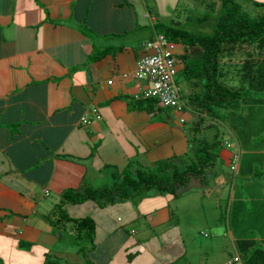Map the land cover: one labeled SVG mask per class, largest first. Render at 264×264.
<instances>
[{
    "label": "crops",
    "instance_id": "crops-1",
    "mask_svg": "<svg viewBox=\"0 0 264 264\" xmlns=\"http://www.w3.org/2000/svg\"><path fill=\"white\" fill-rule=\"evenodd\" d=\"M152 5L154 0H0V264H31L22 242L65 244L66 234L73 233L70 224L61 227L50 221L65 191L111 185L121 180L123 167L131 170L136 164L179 159L176 150L186 159L190 156L198 117L181 109L167 115L148 111L138 101L137 95L147 87L134 78L137 60L146 53L144 43L157 34L158 21L173 20L164 9L152 12ZM104 49L110 51L91 58ZM189 89L187 85L185 92ZM93 108L101 119L86 125L82 118L93 116ZM178 115L180 122L186 121L184 117L191 122L183 141L177 137L182 131ZM206 120L210 118L200 124L203 132L212 125L204 126ZM224 126L236 139L228 124ZM230 157L220 154L204 177L189 181L195 188L187 193L201 191L213 199L216 213L226 223L225 234L234 242L235 252L229 258L218 257L214 264H226L240 253L229 227L238 179L234 168L240 162L235 165ZM225 162L235 176L226 173L219 180L220 192L211 195V178L223 171ZM205 183L210 184L208 190ZM156 192L104 208L84 203L96 211L101 208L97 217L112 223L104 221L96 227V247L91 253L96 264H197L188 260L179 224H168L175 213L167 209L175 195ZM45 197L52 201H44ZM145 197H156L148 202L154 204H137ZM159 215L164 229L156 235L149 236L151 229L127 228L139 217L147 225L149 218ZM118 229L125 238L119 243L108 241L106 236ZM176 237L180 244H172ZM115 243L121 247L117 249ZM100 244L107 245L100 249ZM201 246L213 248L214 244H196L195 250ZM51 250L53 256L60 249ZM127 250L133 253L131 258ZM45 255L41 252L32 264H43Z\"/></svg>",
    "mask_w": 264,
    "mask_h": 264
},
{
    "label": "trees",
    "instance_id": "trees-1",
    "mask_svg": "<svg viewBox=\"0 0 264 264\" xmlns=\"http://www.w3.org/2000/svg\"><path fill=\"white\" fill-rule=\"evenodd\" d=\"M194 2L209 8L198 17L200 22L208 21L216 13L212 33L193 31L180 22L161 21L155 25L156 31L163 33L171 45L178 69L176 82L181 86L183 80L190 87L182 95L181 112L189 114L192 111V115L198 117L193 126L196 135L187 157L189 161L180 167L173 158L160 159L148 166L139 165L136 178L126 168L121 172V180L111 185L97 188L88 185L83 192L65 191L50 221L61 227L71 223L76 237L89 241L91 246L82 251L86 264H96L88 255V251L96 247V223L90 217L69 215L66 205L93 201L107 207L151 190L178 196L177 191L188 185L191 177H204L209 165L220 156L221 141L215 138L209 142L197 136L205 118L213 120L210 127L217 126L218 122L228 124L245 151L239 163L240 173L236 175L229 227L242 255V263L264 264V14L252 17L239 0ZM255 3L264 5V2ZM193 47L200 52L191 53ZM109 51L94 52L91 58L102 57ZM225 77L228 78L226 82L223 81ZM138 101L148 111L165 115L172 111L153 96ZM231 160L234 163L233 158ZM22 243L23 247L30 245ZM125 253L129 258L133 254L128 250ZM52 257L46 254L43 264H59Z\"/></svg>",
    "mask_w": 264,
    "mask_h": 264
},
{
    "label": "rangeland",
    "instance_id": "rangeland-1",
    "mask_svg": "<svg viewBox=\"0 0 264 264\" xmlns=\"http://www.w3.org/2000/svg\"><path fill=\"white\" fill-rule=\"evenodd\" d=\"M195 0H154V5L153 7L150 8L152 12L157 10L158 12H162L161 9H164V14L166 11H169L170 16L173 18V20L169 21L167 23L170 24H177V23H182L183 26H190V29L193 31H203L204 33H212V30L214 28V25L217 21V15L216 13H213L214 16L210 17L208 21L206 22H200L198 20L199 16H202L206 12H208L209 8L203 5H200L198 3L194 2ZM210 0H206L205 3H207ZM256 1L258 2H264V0H239V2L242 3L244 9L252 16V17H259L264 14V5H257L255 3ZM153 2V0H152ZM158 4H157V3ZM160 3H163V5H159ZM262 8V9H261ZM200 49L199 48H191V53H199ZM226 78V77H225ZM223 79V81H228V78ZM230 78V77H229ZM181 86L183 87V92H185V89H187V84L182 80L180 81ZM184 117V116H183ZM178 118V119H177ZM177 121L178 124L177 126L182 129V131H179L177 133V137H180L181 140L183 141L182 134H187L189 131V124L191 123L188 118L186 119L185 123H181L179 120L181 116H177ZM213 123L211 120H206L204 122V126ZM204 132L207 133V135L204 134ZM203 132L201 129L198 134H200L199 137L206 138L207 141L212 142L217 138V140L221 141L222 143V148L219 150L220 154H229L232 158L234 150L227 148L226 144L230 147H235V165H238V163H241L242 155L244 154V150L242 146L239 145L236 139L226 130L224 124L222 123H217V126H212L208 129H206ZM203 133V134H201ZM176 137V138H177ZM194 135H191V138L194 139ZM172 148L176 150L177 147H175V144L172 142ZM179 145V142H178ZM118 146V145H116ZM169 148V147H168ZM167 150V149H166ZM177 151V156L179 157V162L178 164L180 167L186 166L185 161L181 164L180 161L186 159V156L184 153ZM181 154V155H179ZM223 163V162H222ZM148 166V165H146ZM135 168L139 167V164H136L134 166ZM126 167H123L122 169H126ZM223 171H221L218 175L215 177L211 178V183L214 188L210 190L211 195H215L219 193L220 189H218L221 186V181L219 182L220 179H223L229 174L231 176H235L234 170L236 171V174L239 175V168H234V170L230 166L223 165ZM237 169V170H236ZM133 175L136 178V169H131ZM227 173V174H226ZM242 176V175H241ZM121 177V176H120ZM237 177V176H235ZM243 177V176H242ZM86 182H84L85 184ZM209 184V183H208ZM207 183L204 184V188L207 189L208 186ZM210 184L208 186V189L210 187ZM222 187V186H221ZM191 184H188L187 186H184L180 188V196L178 197H173L169 201L168 209L167 211H172L174 210V216H171L169 220V225H174V224H179V226L182 229V235L184 239L186 240V246H187V257H189L188 260L194 259L197 264H214V260H216L218 257L221 256H226L229 258V253H234L233 249V244L234 242L232 239L228 236V234H225V228H226V223L223 219L220 218L218 213H216V209L214 208V203L213 199H207L202 195V192H196L194 195H189L192 193V189H194ZM207 189V190H208ZM84 190V189H83ZM146 193V192H145ZM157 193L156 190H151L150 194H155ZM189 193V194H187ZM144 194V193H142ZM179 194V193H178ZM137 195L134 196V200H137ZM201 197V199L199 198ZM53 196H51L52 198ZM51 198L45 197L44 201H52ZM156 198V197H145L144 202L140 203L139 201H136L137 204H139L141 207H146L148 204L153 205L154 203H148L150 202L151 199ZM158 200V199H157ZM60 201L59 198L56 200V202ZM91 202V204H95L96 202L93 201H88ZM55 203V202H54ZM86 203V202H85ZM226 205V204H225ZM68 210V206L66 207ZM104 208V207H101ZM97 209V211L93 208H90L87 204L81 203V204H73L69 208V214L72 216L76 217H90L92 218L95 223L97 229L99 226L103 225L105 220L100 219V217H97L102 209ZM225 209V207H224ZM152 221H148V224L146 225L145 219L144 218H137L134 221L133 226H126L128 229H143L146 230H152V232L148 233L149 236L150 234L156 235L159 233L160 230L163 228V218L158 216L156 219L149 218ZM161 220V221H160ZM221 220V221H220ZM106 222V221H105ZM109 226L112 225V223L106 222ZM71 224V223H70ZM167 224V225H168ZM168 225V226H169ZM72 224L69 226V229H73L71 227ZM107 226V227H109ZM166 228V227H165ZM164 229V228H163ZM155 230V231H153ZM69 231V230H68ZM114 231V230H113ZM120 230L118 229L116 232L114 231L113 236H106L108 237V241L110 242H116V239L119 241H122L125 237L124 234L119 232ZM97 232V230H96ZM95 232V235H96ZM106 234H109V230H105ZM68 238H65L66 242L65 244H32V246H26L23 248L25 256L28 255L29 263H33L34 259L41 255V252H43V255L45 254H50L52 253L51 249H55L58 251H55L53 253V259H56L59 264H86V257L83 254L82 251L88 250L91 244H89V241L86 238H81L79 239L76 237V231L73 229V233L66 234ZM140 237V236H139ZM95 238V237H94ZM167 239L168 237L165 236ZM178 237H176V241L172 244H178L179 241L177 240ZM126 240H129L127 237ZM160 242V239L158 240V243ZM117 243L114 244V247L117 245V249H119L121 246H119ZM121 244V243H120ZM180 244V243H179ZM196 244H214L213 248H209L207 246L200 247L198 250H195ZM107 244H100V249L103 248V246H106ZM57 246V247H56ZM84 249V250H82ZM50 251V252H49ZM92 251H88V255L91 257ZM98 255V251H97ZM232 255V254H231ZM237 255L235 253L233 256L230 257V259L234 258ZM46 256V255H45ZM59 256V257H57ZM144 258V257H143ZM4 259H6L4 257ZM220 260V259H219ZM133 264V263H131ZM139 264V263H138Z\"/></svg>",
    "mask_w": 264,
    "mask_h": 264
},
{
    "label": "built area",
    "instance_id": "built-area-1",
    "mask_svg": "<svg viewBox=\"0 0 264 264\" xmlns=\"http://www.w3.org/2000/svg\"><path fill=\"white\" fill-rule=\"evenodd\" d=\"M169 45L163 35H159L148 48L155 52L138 60L135 76L140 80L148 81L149 88L144 92L145 96H153L167 108L181 109L184 106L181 100V90L175 80L176 59L172 57ZM95 118H100L96 108H93V116H85L82 122L91 125ZM227 264H243L242 257L236 255Z\"/></svg>",
    "mask_w": 264,
    "mask_h": 264
},
{
    "label": "clouds",
    "instance_id": "clouds-1",
    "mask_svg": "<svg viewBox=\"0 0 264 264\" xmlns=\"http://www.w3.org/2000/svg\"><path fill=\"white\" fill-rule=\"evenodd\" d=\"M159 22H161V21H158V23H159ZM156 24H157V23H156ZM156 24H155V25H156ZM159 35H163V36L165 37V35H164L163 33L157 32V34L154 35L153 38H151V39L148 40V41H145V43H144V51H146V53H145L144 55H142L140 58L145 57V56H147V55L152 54V53L155 52L153 49H151V48L149 49V48H148V43L154 41V40L156 39V37L159 36ZM140 58H139V59H140ZM139 59H138V60H139ZM138 60H137V62H138ZM136 66H137V63H136ZM135 72H136V68H135V71H134V78H135L136 80L140 81V82L144 81V82H146V84H147L146 89H145V90L143 89L144 91L142 92V94L137 95V97H138L139 99H140V98L150 97V96H145V95H144V92L149 88V85H150V84H149L148 81H146V80H140V79H138V78L135 76ZM177 72H178V69H177V67H176V75H177ZM176 75H175V80H176V77H177ZM176 83H177V82H176ZM177 85L179 86L178 83H177ZM179 87H180V90H181V100H182V95H183L185 92H183V87H182V86H179ZM171 109H172V110H175V108H171ZM188 109H189V108H188ZM179 110H180V109H179ZM171 112H172V111H171ZM98 113H99V112H98ZM99 115H100V113H99ZM99 119H101V115H100V118H95V117H94V121H95V120H99ZM184 119H185V118H184ZM184 119H183V120H184ZM185 120H186V119H185ZM185 122H186V121H185ZM185 122H181V123H185ZM227 144H229V143H227ZM227 144H226L227 148H231V147L228 146ZM232 148H233V147H232ZM235 155H236V154H235V152H234V153H233V156H232L233 161L235 160ZM173 160H174L176 163H178L179 160H181V159L173 158ZM185 160H186V161H185V164H186V163L189 161V159L187 158V159H185ZM217 161H218V160H217ZM217 161H216V162H217ZM234 162H235V161H234ZM180 163L182 164L183 161H180ZM144 166H146V165H144ZM209 166H210V165H209ZM196 179H197L196 177H191V180H196ZM237 255H240V256L242 257V255H241L240 253H237ZM230 260H231V259H230ZM230 260H229V261H230ZM229 261H228V262H229ZM228 262H227V263H228ZM227 263H226V264H227Z\"/></svg>",
    "mask_w": 264,
    "mask_h": 264
}]
</instances>
